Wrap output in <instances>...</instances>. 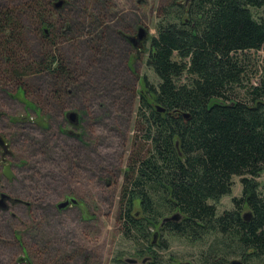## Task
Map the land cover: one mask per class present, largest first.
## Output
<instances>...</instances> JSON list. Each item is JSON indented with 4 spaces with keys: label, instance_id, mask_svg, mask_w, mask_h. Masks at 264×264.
Returning <instances> with one entry per match:
<instances>
[{
    "label": "rangeland",
    "instance_id": "374dc122",
    "mask_svg": "<svg viewBox=\"0 0 264 264\" xmlns=\"http://www.w3.org/2000/svg\"><path fill=\"white\" fill-rule=\"evenodd\" d=\"M188 3L0 0V14L16 24L10 51L21 52L29 70L17 82L8 64L0 62V136L13 176L10 181L2 177L0 167V192L22 202L0 210V264H20L23 257L25 264H141L149 254L123 237L120 191L132 156L148 148L137 108L143 85L159 83L148 65L150 40L160 21H173L174 7ZM251 11L264 16V5ZM138 27L146 33L141 47L128 39L137 36ZM5 31L0 25V41L7 39ZM45 55L57 59L58 72H37L33 63ZM237 57L243 77L232 94L244 99L264 75V51ZM185 81L183 76L181 83ZM68 113L75 114L73 122ZM255 181L264 196V170ZM232 182L231 193L214 203L218 215L231 211L232 199L241 196L240 177ZM70 199L76 204L57 209ZM227 241L209 234L192 242L164 233L155 243L166 245L157 250L163 262L199 261L208 247L216 249L222 264L243 262L241 252ZM244 264H264V259L247 257Z\"/></svg>",
    "mask_w": 264,
    "mask_h": 264
},
{
    "label": "trees",
    "instance_id": "16d2710c",
    "mask_svg": "<svg viewBox=\"0 0 264 264\" xmlns=\"http://www.w3.org/2000/svg\"><path fill=\"white\" fill-rule=\"evenodd\" d=\"M263 5L264 0H189L167 14L173 21L158 23L148 65L159 83L143 85L137 108L147 153L132 156L119 199L122 234L134 247H166L152 243V231L192 242L214 234L241 252L243 262L264 259V196L255 181L264 170V75L244 99L232 94L243 77L237 55L264 51V16L251 11ZM0 19L7 33L0 62L18 82L29 70L21 52L10 51L16 24L7 15ZM51 58L33 63L37 72H58ZM157 105L165 112H157ZM233 177H240L241 196L232 199L231 211L218 215L214 203L231 193ZM174 214L177 221L161 224Z\"/></svg>",
    "mask_w": 264,
    "mask_h": 264
},
{
    "label": "flooded vegetation",
    "instance_id": "af4514ba",
    "mask_svg": "<svg viewBox=\"0 0 264 264\" xmlns=\"http://www.w3.org/2000/svg\"><path fill=\"white\" fill-rule=\"evenodd\" d=\"M139 28L140 27L137 28V35H138V32H139ZM128 39L134 46L141 47L142 42H140L137 39L136 35L133 34V35L129 36ZM1 149H2V153H1V157H0V167H1V175L3 177L4 173L6 171L5 167L9 166L5 162L9 151H8V147L6 145H4V147H2ZM9 169H11V167H9ZM2 195H6V197L2 198ZM18 204H22V202L19 201L18 199H14L10 195H8L6 192H0V210L10 211L12 206H15V205H18ZM164 248L165 247H145L144 248L145 251L149 252V254L146 255L145 258L142 259V263L141 264H154V261L156 262L157 259L162 261L160 255L157 252V250H163ZM208 248L206 250H202L199 253V261L196 260L195 257L194 258L192 257L191 261H188V262H185V263L186 264H203V262L205 260L213 261L214 264L219 263L218 262V260H219L218 259V255L216 254V249L214 247H212L211 249H208ZM27 262H28V260L25 257L20 259V264H25ZM242 263H244V262H242ZM163 264H181V263H175V261L172 258H170L169 261L163 262Z\"/></svg>",
    "mask_w": 264,
    "mask_h": 264
},
{
    "label": "water",
    "instance_id": "95a60500",
    "mask_svg": "<svg viewBox=\"0 0 264 264\" xmlns=\"http://www.w3.org/2000/svg\"><path fill=\"white\" fill-rule=\"evenodd\" d=\"M55 6L59 7L60 3L56 4ZM145 37H146L145 30L140 27L138 35H137V39L140 42H142L145 39ZM156 111L159 112V113H164L165 112V110L161 106H158V105L156 106ZM74 117H75L74 113H68L67 114V118H69L71 122L74 121ZM182 117L187 120L189 118V115L184 113V114H182ZM4 145H5V140H4V138L2 136H0V146L4 147ZM176 147H177V144H176ZM5 170H6L5 173H4L5 178L8 181L12 180L13 176L11 174L9 166H6ZM4 197H6V195H2V198H4ZM69 204H76V200L70 199V200H66V201L60 202V203L57 204L56 207H57L58 210H62L64 208H66ZM249 217H250L249 213H246L245 215H243V219L245 221H248ZM178 218H179V215L178 214H174L172 216L164 218L162 220L161 224H164V223L170 222V221H177ZM157 236H158V232H155L154 235H153V242H152L153 244H155ZM127 262L133 264L135 261L134 260H128ZM230 264H244V263H242L241 261L234 260Z\"/></svg>",
    "mask_w": 264,
    "mask_h": 264
}]
</instances>
